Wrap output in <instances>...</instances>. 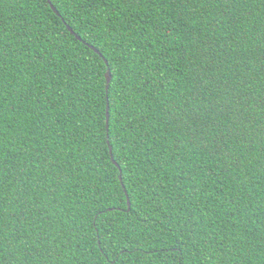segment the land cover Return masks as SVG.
Returning <instances> with one entry per match:
<instances>
[{
    "label": "trees",
    "instance_id": "obj_1",
    "mask_svg": "<svg viewBox=\"0 0 264 264\" xmlns=\"http://www.w3.org/2000/svg\"><path fill=\"white\" fill-rule=\"evenodd\" d=\"M49 1L0 0V264H264V0Z\"/></svg>",
    "mask_w": 264,
    "mask_h": 264
},
{
    "label": "snow or ice",
    "instance_id": "obj_2",
    "mask_svg": "<svg viewBox=\"0 0 264 264\" xmlns=\"http://www.w3.org/2000/svg\"><path fill=\"white\" fill-rule=\"evenodd\" d=\"M230 11V9L228 10ZM249 15H251V9L248 10ZM193 12H195V9L193 8ZM207 20V14L201 13L199 15H193L192 17L189 18V22L193 25H200L203 24L204 21ZM2 54V53H0ZM121 96H123V92H121ZM261 110L264 111V101L261 103ZM119 123V120L116 121ZM129 128L132 127L131 123H129ZM207 123H205V127H207ZM121 131H123V128H121ZM260 137V151L261 153H264V131L260 132L259 134ZM246 139L249 142L250 147H254L252 144L253 137L251 135H248ZM226 141L221 140V143L217 145V150H221L222 148L226 147ZM226 160L228 161V166L229 167H236L238 164V160L233 158L231 154H228L226 156ZM262 164H264V158H262ZM21 172L23 169L20 170ZM74 170L71 165V161H69L66 165L65 168L59 169L57 172H50L46 174V177L51 178V184H44L41 186V191L44 192V194L48 197V206H52V204L56 201V195L58 192L63 195L64 193L61 192L63 188H66V181L71 178L72 175H74ZM6 194V190L3 188V182L0 180V202L3 200V196ZM21 199L25 198H31L32 203L35 205L37 203V197H33L31 193H21L18 194ZM65 199H67V196L65 195ZM57 208L62 207L61 204H56ZM46 214V213H45Z\"/></svg>",
    "mask_w": 264,
    "mask_h": 264
},
{
    "label": "water",
    "instance_id": "obj_3",
    "mask_svg": "<svg viewBox=\"0 0 264 264\" xmlns=\"http://www.w3.org/2000/svg\"><path fill=\"white\" fill-rule=\"evenodd\" d=\"M47 1H48L49 5H50L51 9L54 11V13L58 14V11L56 10V8L50 3L49 0H47ZM67 29H68L72 34H74L75 37H76L78 40H81V38H80L77 34L74 33V31L72 30V28H71L69 25H67ZM89 47H90L91 49H93L96 53H98V54L100 55L99 51H98L96 48H94V47L91 46V45H89ZM105 62H106V61H105ZM106 64H107V62H106ZM105 77H106V90H108L109 85H110V82H111V78H112L111 73H110V69H109V68H107V71H106V73H105ZM108 127H109V106L107 105V107H106V128L108 129ZM109 152H110V155H111V157H112V148H111L110 145H109ZM113 162H114L115 165L118 166V164H117L115 161H113ZM127 205H128V208H129V207H130V201H129V199H127Z\"/></svg>",
    "mask_w": 264,
    "mask_h": 264
}]
</instances>
